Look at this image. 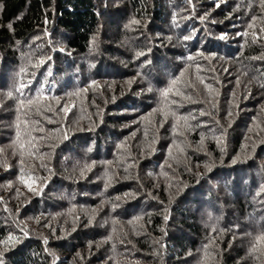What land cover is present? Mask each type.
<instances>
[{
  "label": "trees",
  "instance_id": "16d2710c",
  "mask_svg": "<svg viewBox=\"0 0 264 264\" xmlns=\"http://www.w3.org/2000/svg\"><path fill=\"white\" fill-rule=\"evenodd\" d=\"M100 1L0 0L4 264H264L258 0Z\"/></svg>",
  "mask_w": 264,
  "mask_h": 264
},
{
  "label": "snow or ice",
  "instance_id": "6c2138e0",
  "mask_svg": "<svg viewBox=\"0 0 264 264\" xmlns=\"http://www.w3.org/2000/svg\"><path fill=\"white\" fill-rule=\"evenodd\" d=\"M214 2L216 3V6L219 7L220 3L223 2V0H214ZM259 7H260L261 9H264V0H259ZM201 19H203V18H201ZM255 19H256L255 17H252V20H253V21H254ZM8 26H9V28L12 27L11 24H9ZM252 26H253L252 23H249V24H248V27H249V28H251ZM261 31H264V29H261ZM238 35H241V36H247L248 33H247V32H243V33H238ZM219 38H220V39H224L223 36H221V37H219ZM184 39L187 40V39H190V37H185ZM137 55H138V56H139V55H142V53H138ZM201 55H203V54L201 53ZM47 59L50 60L51 57H47ZM188 59H192V57H188ZM45 62H46L45 60H41V61H40V64H43V63H45ZM37 67H39V65H37ZM47 71H48V74L50 75V74H51V70H50V68L47 69ZM181 75H183V73H181ZM34 76H35V73H33V77H34ZM201 82H203V81H201ZM95 83H96V82L93 81V84H95ZM176 84H177V80L174 78V79L171 81V85H170V87H169V88H165V89H163V90L161 91V95H162L165 99H167L168 96H169V93L172 92L173 87H175ZM25 86H26V85H24L23 83L20 84V88H21V89H22L23 87H25ZM262 86H264V85H262ZM205 87H209V86H208V85H205ZM149 90H151V89H149ZM17 91L19 92V89H17ZM175 95H176V96H182V97H184V98H186V99H191V97L188 96L187 93H182V92L180 91L179 88H176V90H175ZM8 96L11 97V96H12V92H9V93H8ZM20 96H23V93H22V92L20 93ZM16 99L18 100V102H19L20 104H23V103L25 102L24 99H20L19 97H16ZM26 100H27V103H28L29 105H32V104H33V100H32L31 97L26 98ZM173 103L177 104V107H182V106H183L180 102L175 101V100L173 101ZM17 110L19 111V109H17ZM30 110H32V109H30ZM64 110L66 111L67 109L65 108ZM36 111H40V109H36ZM201 114L203 115V114H205V113L201 112ZM165 115H167V114H165ZM172 115H173L177 120H184V121H186V120L188 119V117H186V116H184V115H182V114L177 115L176 112H173ZM228 115L231 116L232 113L229 112ZM192 118L194 119L195 117H192ZM26 122H27V121H26ZM36 123L39 124V121L37 120ZM173 128H174V130H175V129L177 128V125L174 124V125H173ZM41 130H42V129H41ZM146 134H147V133H145V135H146ZM41 139H42V138H41ZM21 163H23L22 160H21ZM233 163H235V160L233 161ZM5 166H6V165H5ZM206 167H207V165H206ZM210 170H211V169L209 168V171H210ZM125 171H127V170H125ZM21 179H23V177H21ZM106 186H107V185H106ZM18 191H19V190L17 189V192H18ZM125 195L127 196V195H130V194H129V193H126ZM116 199L119 200L120 198L117 197ZM165 219H167V217H165ZM21 232H23V229H21ZM23 234H24L25 236L28 235L27 232H23ZM17 239H18V237L14 236V235H12V234L10 233V234L8 235L7 241H3V242H4V243H7L8 241H14V240H17ZM109 239H110V237H109ZM46 242H47V241H45V243H46ZM257 253H259V255H257ZM248 255H249L250 257H253L254 259H259L260 256L264 255V233H261V234L255 236V237L253 238L252 243H251V245H250V247H249ZM2 257H3V253H0V264H4V261H3ZM54 264H55V262H54Z\"/></svg>",
  "mask_w": 264,
  "mask_h": 264
},
{
  "label": "rangeland",
  "instance_id": "374dc122",
  "mask_svg": "<svg viewBox=\"0 0 264 264\" xmlns=\"http://www.w3.org/2000/svg\"><path fill=\"white\" fill-rule=\"evenodd\" d=\"M181 1V0H180ZM213 1V0H212ZM101 2H103V1H100V4L103 6V4H105L106 6H107V9H110V8H112V9H114L117 5L118 6H121V1H118V0H108V1H106L105 0V3H101ZM196 2V1H195ZM257 7H259V0H258V5H257ZM259 12H260V15L262 16V15H264V9H261L260 7H259ZM123 14L124 13H122V11L120 12V11H116V12H113V14L112 15H108V14H106V15H103V17H104V19H103V21L104 22H106L105 23V35L106 36H110V35H114L115 37H117V36H120L121 34V32H120V30H118L117 28L119 27L118 26V22L120 21V20H122L124 17H123ZM262 20V19H261ZM120 26H121V24H119ZM261 29H264V25H262V24H259L258 25V29L256 30V29H254V31H255V33L256 34H261L263 31H261ZM237 35H238V33H237ZM122 37H125V35H123ZM101 39L99 38V39H97L96 40V42H99ZM126 42V41H125ZM95 54V53H94ZM91 56H93V54H90L88 57H87V61L85 60V66H86V70H84V71H81L82 73H81V77L85 74V75H87L88 77H90V76H92V75H94L95 74V72H94V66H95V64H97L96 62H92V60H91ZM103 63L102 62H100V65H102ZM102 67V69L100 70L101 72H103L104 71V64H103V66H101ZM97 67H95V69H96ZM97 70V69H96ZM83 80H85V78H83ZM106 84L107 85H114V83L113 82H111L110 84L108 83V82H104V81H98L97 83H96V90H99V91H102L103 93H106V89H105V86H106ZM113 87V86H112ZM94 89V88H93ZM109 89H111V88H109ZM94 91V90H93ZM69 98H67V100H68ZM68 104H69V108H72L73 106H74V102L72 101V99L70 100V102L68 101ZM242 106V105H241ZM259 123V120H257L256 121V124L255 125H257ZM251 140H249V141H247L246 140V144L247 145H250L251 144V142H250ZM192 144H193V142H192ZM173 150H177L176 152H180V150H178L177 149V147H173ZM184 157H185V154L181 151L180 152V158H183L181 161H183L184 160ZM170 158H169V156H167L166 157V162L167 163H170ZM262 160H264V157L262 156ZM185 161H188V160H185Z\"/></svg>",
  "mask_w": 264,
  "mask_h": 264
}]
</instances>
